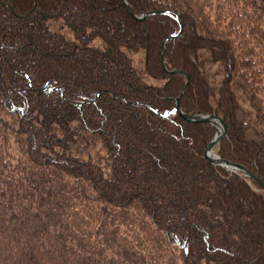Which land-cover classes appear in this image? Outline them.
<instances>
[{
  "label": "trees",
  "instance_id": "obj_1",
  "mask_svg": "<svg viewBox=\"0 0 264 264\" xmlns=\"http://www.w3.org/2000/svg\"><path fill=\"white\" fill-rule=\"evenodd\" d=\"M185 87L264 183V0H0V264H264Z\"/></svg>",
  "mask_w": 264,
  "mask_h": 264
},
{
  "label": "water",
  "instance_id": "obj_2",
  "mask_svg": "<svg viewBox=\"0 0 264 264\" xmlns=\"http://www.w3.org/2000/svg\"><path fill=\"white\" fill-rule=\"evenodd\" d=\"M126 6H127L128 10H129V12L131 13L130 8L128 7L127 4H126ZM152 14H155V13H152ZM152 14H150V15H152ZM131 15H132V13H131ZM143 19L144 18H141V19H138V20L140 21V20H143ZM182 30L183 29L181 27V30H180L179 34L175 35V36L168 37L166 39L165 43L168 40H170V39H174V38L179 37L182 34ZM187 85H186V87H187ZM186 87L183 89L180 98L175 100V108H174L173 112L179 114L184 120H186L189 123H197V122L198 123H209V124H212L213 126H215L217 128L216 138L213 140V142L207 148V151H206V154H205L206 160L209 163H211V164H213L215 166L223 167V168H226V169H229V170H232V171L241 172L247 178L256 181L259 185H261L264 188V183L261 180H259L255 175H253L250 171H248L245 168H243L242 166H239V165L233 164L230 161L221 159L216 154H215L214 157L210 156L211 153H214V150H215L216 146L219 144V142L227 135V127H226V125L224 124V122L220 118H217V117H214V116L189 117V116L184 115L183 112L181 111V108H180V100H181V98L183 96V93H184Z\"/></svg>",
  "mask_w": 264,
  "mask_h": 264
},
{
  "label": "bare ground",
  "instance_id": "obj_3",
  "mask_svg": "<svg viewBox=\"0 0 264 264\" xmlns=\"http://www.w3.org/2000/svg\"><path fill=\"white\" fill-rule=\"evenodd\" d=\"M174 108H175V107H174ZM173 110H174V109H173ZM173 110L171 111V113H174ZM193 124H201V123H198V122H197V123H193ZM210 156H211V157H214V156H215V153H211Z\"/></svg>",
  "mask_w": 264,
  "mask_h": 264
}]
</instances>
